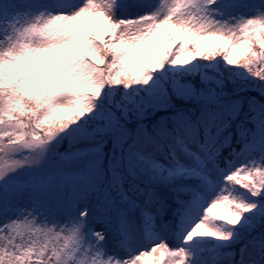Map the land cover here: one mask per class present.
<instances>
[{
    "label": "snow or ice",
    "instance_id": "snow-or-ice-1",
    "mask_svg": "<svg viewBox=\"0 0 264 264\" xmlns=\"http://www.w3.org/2000/svg\"><path fill=\"white\" fill-rule=\"evenodd\" d=\"M0 264H264V0H0Z\"/></svg>",
    "mask_w": 264,
    "mask_h": 264
},
{
    "label": "rangeland",
    "instance_id": "rangeland-1",
    "mask_svg": "<svg viewBox=\"0 0 264 264\" xmlns=\"http://www.w3.org/2000/svg\"><path fill=\"white\" fill-rule=\"evenodd\" d=\"M127 14H129V15H132V14H134L132 11H129ZM158 255V254H157ZM149 260H151V259H154V257H150V258H148Z\"/></svg>",
    "mask_w": 264,
    "mask_h": 264
}]
</instances>
